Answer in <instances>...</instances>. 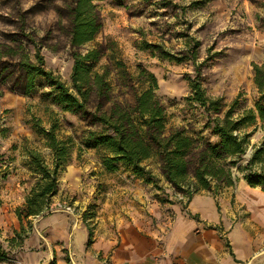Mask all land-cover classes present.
Returning a JSON list of instances; mask_svg holds the SVG:
<instances>
[{
    "label": "rangeland",
    "instance_id": "rangeland-1",
    "mask_svg": "<svg viewBox=\"0 0 264 264\" xmlns=\"http://www.w3.org/2000/svg\"><path fill=\"white\" fill-rule=\"evenodd\" d=\"M262 2L95 0L100 30L92 40L71 46L68 15L73 0H0V264H73L68 250L52 242L49 227L40 225L46 215L63 212L66 206L73 214L69 234L79 220L90 243L105 229L114 232L127 222L155 221L158 209L162 215H171L165 206L179 201L178 194L183 193L166 181L155 158L142 162L146 172L141 174L124 164L108 172L95 149L79 150L81 131L92 127L90 119L64 110L46 77H35L25 93L17 66L24 53L33 59L38 52L45 69L72 90L73 54L103 42L130 74L120 76L105 55L91 68L90 73H101L103 65L108 66L114 100H131L133 85L138 87L144 69L156 78L155 93L165 108L167 126L185 128L201 145L213 143L218 137L207 128L204 111L185 99L189 82L199 76L207 95L223 99L222 110L237 95V107L254 108L258 93L252 63L264 61ZM89 96L88 110H93L96 97L92 92ZM51 125L58 140L71 136L74 145L57 170V190L43 211L19 220L15 209L25 208V197L39 178L27 150L39 152L53 167L52 150L39 129ZM249 139L250 153H243L232 166L238 179L225 191L245 181L238 167L249 159L252 143L264 142L259 122Z\"/></svg>",
    "mask_w": 264,
    "mask_h": 264
},
{
    "label": "trees",
    "instance_id": "trees-1",
    "mask_svg": "<svg viewBox=\"0 0 264 264\" xmlns=\"http://www.w3.org/2000/svg\"><path fill=\"white\" fill-rule=\"evenodd\" d=\"M94 1L73 0L68 15L71 46L92 40L100 30L101 23ZM109 49L101 42L82 54H73L72 90L53 77L50 70L45 69L43 58L38 52L33 53V59L25 52L17 62L23 80V91H30L37 76L49 79L58 93L62 108L79 112L90 119L89 125L95 126L81 131L77 148L95 149L98 161L108 172L115 171L120 164H124L131 167L133 172L141 174L146 172L142 162L155 158L171 187L188 197L200 190L217 196L226 187L232 186L238 179L232 174V166L246 152L250 144L249 136L258 122L264 128V61L252 63L253 81L258 93L254 108L237 107V95L222 110L223 99L207 95L199 76L190 80V94L185 99L202 108L207 128L218 137L213 143L205 142L201 145L185 128L167 126L165 108L155 93L156 78L144 69L140 73L145 76L138 80V87L133 85L130 101L113 99L109 93L111 83L108 81V66L104 64L101 73H90L95 62L105 55L119 69L117 73L120 76L129 77L123 62L109 53ZM127 81L129 82V78ZM90 92L96 97L93 110H88L87 106ZM105 103L108 106L104 107ZM39 129L52 150L53 167L47 166L39 152L27 150L29 164L39 174V178L25 197V208L22 211L15 209L19 220L23 216L37 215L43 211V206L57 190V170L66 161L69 150L74 145L71 136L60 140L56 138L55 125ZM252 148L249 159L238 169L243 172V179L247 184L264 188V142L259 145L252 143ZM149 179L150 176H147L146 181H150Z\"/></svg>",
    "mask_w": 264,
    "mask_h": 264
},
{
    "label": "crops",
    "instance_id": "crops-1",
    "mask_svg": "<svg viewBox=\"0 0 264 264\" xmlns=\"http://www.w3.org/2000/svg\"><path fill=\"white\" fill-rule=\"evenodd\" d=\"M171 215L127 222L86 242L87 231L72 212L42 218L56 246L73 264H264V188L244 181L217 196L200 190L186 203L174 201ZM42 255V254H41ZM44 257V256H41ZM47 257V256H46Z\"/></svg>",
    "mask_w": 264,
    "mask_h": 264
},
{
    "label": "built area",
    "instance_id": "built-area-1",
    "mask_svg": "<svg viewBox=\"0 0 264 264\" xmlns=\"http://www.w3.org/2000/svg\"><path fill=\"white\" fill-rule=\"evenodd\" d=\"M188 198L189 197L185 193L178 194L177 197V199L182 203H186ZM69 208H70L69 206H66L65 210L69 211Z\"/></svg>",
    "mask_w": 264,
    "mask_h": 264
},
{
    "label": "water",
    "instance_id": "water-1",
    "mask_svg": "<svg viewBox=\"0 0 264 264\" xmlns=\"http://www.w3.org/2000/svg\"><path fill=\"white\" fill-rule=\"evenodd\" d=\"M250 153V147L247 149L246 151V155H248ZM236 168L232 171V174L235 175L236 174Z\"/></svg>",
    "mask_w": 264,
    "mask_h": 264
}]
</instances>
